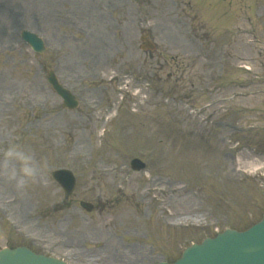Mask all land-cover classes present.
I'll use <instances>...</instances> for the list:
<instances>
[{"label":"rangeland","instance_id":"1","mask_svg":"<svg viewBox=\"0 0 264 264\" xmlns=\"http://www.w3.org/2000/svg\"><path fill=\"white\" fill-rule=\"evenodd\" d=\"M186 1H153L150 9L141 0H0V247L25 243L72 264H154L206 232L259 219L264 187L247 163L264 157L246 143L264 149V45L233 30L251 31L252 22L250 36L264 41V0H226L233 11L213 16L215 29L202 28L203 54L196 38L184 39L199 22L193 3L203 0ZM239 6L246 11L234 12ZM179 12L180 27L171 19ZM24 27L47 41L44 64L61 60L63 80L84 97L77 111L59 112L37 55L19 38ZM142 33L154 40L152 51L141 48ZM111 56L121 69L153 73L182 101L165 105L141 86L136 109L109 122ZM237 89L245 97L205 106ZM192 107L225 125L194 120ZM19 155L30 158L31 177ZM132 157L149 162V173L122 166ZM60 167L77 178L67 199L50 176ZM80 200L94 210L85 212Z\"/></svg>","mask_w":264,"mask_h":264},{"label":"water","instance_id":"2","mask_svg":"<svg viewBox=\"0 0 264 264\" xmlns=\"http://www.w3.org/2000/svg\"><path fill=\"white\" fill-rule=\"evenodd\" d=\"M226 233V241L222 245L234 247L238 250L237 252L222 249L215 255L210 256L211 252L209 250L205 252L202 250V247H206L205 243H203V245L189 249L184 254L183 259L189 253H198L200 257L196 255L191 260L196 264H264V218L260 224L254 226L247 233L237 234L231 230H227ZM194 250H196V253H194ZM0 264H55V262L42 256H34L27 249L17 248L1 251ZM177 264L186 263L180 261Z\"/></svg>","mask_w":264,"mask_h":264},{"label":"clouds","instance_id":"3","mask_svg":"<svg viewBox=\"0 0 264 264\" xmlns=\"http://www.w3.org/2000/svg\"><path fill=\"white\" fill-rule=\"evenodd\" d=\"M19 158L22 161L21 171L24 177H31L34 169L30 164V158L23 155H19ZM13 175H15V173H13ZM21 183H23V181H21Z\"/></svg>","mask_w":264,"mask_h":264},{"label":"bare ground","instance_id":"4","mask_svg":"<svg viewBox=\"0 0 264 264\" xmlns=\"http://www.w3.org/2000/svg\"><path fill=\"white\" fill-rule=\"evenodd\" d=\"M249 165V164H248ZM252 167H255V166H257L258 164L257 163H251L250 164Z\"/></svg>","mask_w":264,"mask_h":264}]
</instances>
